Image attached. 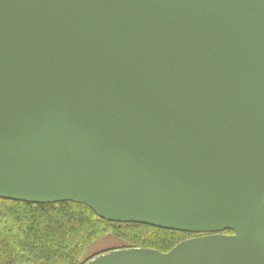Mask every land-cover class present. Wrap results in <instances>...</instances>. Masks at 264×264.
Masks as SVG:
<instances>
[{"label": "water", "instance_id": "obj_1", "mask_svg": "<svg viewBox=\"0 0 264 264\" xmlns=\"http://www.w3.org/2000/svg\"><path fill=\"white\" fill-rule=\"evenodd\" d=\"M0 198L198 234L84 264H264V0H0Z\"/></svg>", "mask_w": 264, "mask_h": 264}, {"label": "trees", "instance_id": "obj_2", "mask_svg": "<svg viewBox=\"0 0 264 264\" xmlns=\"http://www.w3.org/2000/svg\"><path fill=\"white\" fill-rule=\"evenodd\" d=\"M3 221L9 226H3ZM192 235L140 223L109 222L88 206L71 201L38 204L0 198V264H84L111 250H90L106 236L122 243L113 249L167 252Z\"/></svg>", "mask_w": 264, "mask_h": 264}, {"label": "rangeland", "instance_id": "obj_3", "mask_svg": "<svg viewBox=\"0 0 264 264\" xmlns=\"http://www.w3.org/2000/svg\"><path fill=\"white\" fill-rule=\"evenodd\" d=\"M2 224L5 227H8L9 226L5 222L2 223ZM121 244L122 243L119 240L114 239L113 237H110V236H106V237H103L102 239L96 241L91 246V249L90 250H92V251H99V250H104V249H108V248L113 249L116 246H120Z\"/></svg>", "mask_w": 264, "mask_h": 264}]
</instances>
